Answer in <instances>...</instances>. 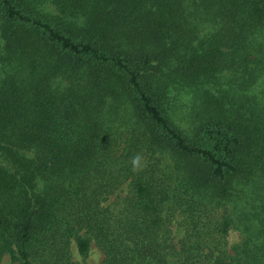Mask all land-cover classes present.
Instances as JSON below:
<instances>
[{"label":"trees","instance_id":"obj_1","mask_svg":"<svg viewBox=\"0 0 264 264\" xmlns=\"http://www.w3.org/2000/svg\"><path fill=\"white\" fill-rule=\"evenodd\" d=\"M92 244L264 264V0H0V264Z\"/></svg>","mask_w":264,"mask_h":264},{"label":"rangeland","instance_id":"obj_2","mask_svg":"<svg viewBox=\"0 0 264 264\" xmlns=\"http://www.w3.org/2000/svg\"><path fill=\"white\" fill-rule=\"evenodd\" d=\"M125 191L126 190L123 189L121 191V193H125ZM113 200H114V197L110 196L109 200L106 203H108V202L111 203V202H113ZM176 237L178 238V233H177ZM239 237L240 236H239V233L237 231H235V230L230 231V234L228 236V241H229L230 245L235 243L239 239ZM75 257H77V256L75 255ZM102 258H103V254L101 253V251L94 244H92L90 255L88 256V258L86 260L87 264H99L101 262ZM3 264H14V263H12L9 260V257L7 255H4Z\"/></svg>","mask_w":264,"mask_h":264},{"label":"clouds","instance_id":"obj_3","mask_svg":"<svg viewBox=\"0 0 264 264\" xmlns=\"http://www.w3.org/2000/svg\"><path fill=\"white\" fill-rule=\"evenodd\" d=\"M139 162H140V156L139 155H137V156L132 158V164L134 166V169H135L136 166L139 165Z\"/></svg>","mask_w":264,"mask_h":264}]
</instances>
